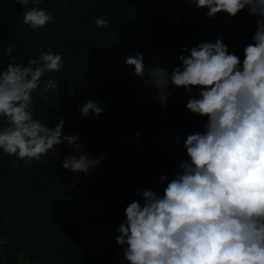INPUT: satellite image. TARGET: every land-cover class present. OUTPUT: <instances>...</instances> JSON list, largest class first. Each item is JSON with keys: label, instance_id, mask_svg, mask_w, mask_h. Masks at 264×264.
<instances>
[{"label": "trees", "instance_id": "trees-1", "mask_svg": "<svg viewBox=\"0 0 264 264\" xmlns=\"http://www.w3.org/2000/svg\"><path fill=\"white\" fill-rule=\"evenodd\" d=\"M39 6L53 20L32 30L23 24L21 4L0 0V70L12 57L24 64L38 58L40 48L60 53L64 67L46 72L32 93L34 118L48 126L63 118L64 135L78 134L90 158H106L84 174L61 167L65 157L80 155L67 144L40 162L0 150V240L6 241L0 264H121L116 237L126 207L143 202L137 189L162 194L188 159L187 136L203 132L206 123V117L186 109L189 93L182 87L170 85L162 107L154 89L143 84L147 69L171 73L181 64L179 56L189 54L182 48L219 38L242 62L256 17L245 8L234 18L223 12L207 18L208 9L189 0H42ZM98 17L109 21L108 28L95 26ZM9 46L12 53L5 55ZM138 52L144 57L143 79L125 63ZM48 79L58 82V93H43ZM198 91L193 88L191 96ZM87 100L105 109L98 121L80 116Z\"/></svg>", "mask_w": 264, "mask_h": 264}, {"label": "clouds", "instance_id": "clouds-1", "mask_svg": "<svg viewBox=\"0 0 264 264\" xmlns=\"http://www.w3.org/2000/svg\"><path fill=\"white\" fill-rule=\"evenodd\" d=\"M16 3L26 9L23 24L32 30L53 20L52 13L39 6L42 0ZM189 3L208 9L207 18L222 12L234 18L247 8L256 17V31L253 42L243 48L242 62L222 38L190 50L182 48V53L189 54L179 56V66L171 73L162 67L149 68L147 79H143L142 53L126 59L144 86L154 89L152 95L162 107L171 96L170 85L182 87L189 93L186 109L206 117V123L203 132L187 136L188 159L179 164L180 171L162 194L137 189L143 202L133 201L126 207V219L116 237L122 248L121 264H264V0ZM94 24L106 29L109 21L98 17ZM4 51L10 55L11 46ZM38 52V58L26 64L12 57L6 69L0 70V150L18 160L40 162L56 146L67 144L80 155L65 157L61 167L91 174L106 158L104 154L90 158L84 153L78 134H63V118L57 117L52 126L34 118L32 93L40 88L46 72L64 67L62 55L51 47ZM58 85L48 79L42 91L58 93ZM193 88L199 90L196 96H191ZM43 98L47 101L48 96ZM104 111L93 100L78 109L81 117L91 114L97 121ZM5 243L0 240V245Z\"/></svg>", "mask_w": 264, "mask_h": 264}]
</instances>
